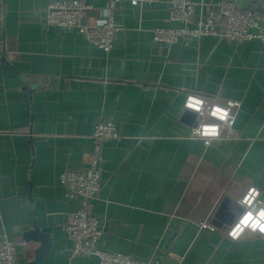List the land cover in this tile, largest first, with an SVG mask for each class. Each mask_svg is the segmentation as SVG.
Segmentation results:
<instances>
[{"label": "crops", "instance_id": "crops-1", "mask_svg": "<svg viewBox=\"0 0 264 264\" xmlns=\"http://www.w3.org/2000/svg\"><path fill=\"white\" fill-rule=\"evenodd\" d=\"M169 1L119 0L106 53L75 29L43 25L48 0H0V234L24 242L18 264L36 255L40 244L24 239L35 223L49 230L42 264H99L71 255L65 218L79 202L64 197L59 175L87 167L101 121L114 123L120 139L101 147L90 203L103 231L99 249L158 264H264V237L232 240L225 224L212 231L190 219L217 174L254 187L264 203V42L157 44L153 29L178 26ZM189 1L201 17L221 0ZM188 88L238 102L239 138H190L195 112L175 114Z\"/></svg>", "mask_w": 264, "mask_h": 264}, {"label": "built area", "instance_id": "built-area-1", "mask_svg": "<svg viewBox=\"0 0 264 264\" xmlns=\"http://www.w3.org/2000/svg\"><path fill=\"white\" fill-rule=\"evenodd\" d=\"M118 1L107 0V6L98 11L83 0H48L41 23L62 30L75 29L91 45L108 53L113 48V35L118 30L114 21ZM157 1L129 0V3L135 7L141 3L150 4ZM248 1L250 0L217 1L204 16L196 17L194 4L189 0H170L169 18L178 26L153 29V41L169 47L179 40L214 36L237 43L251 40L263 43L264 0L257 3L256 10L247 7ZM94 12L96 16L91 19L90 15ZM239 106L240 104L234 101L232 105L234 120ZM188 110L195 112V123H199L202 118L201 114L194 109ZM203 118L207 119L210 124L219 123L216 118H210L206 113ZM233 126L234 122L227 129L221 125V131L217 138L238 139L239 133ZM189 137L193 138L191 135ZM91 139L93 149L86 161L87 167L82 170L67 169L59 175V183L64 190V197L69 200L77 199L79 202L78 209L68 213L65 218L64 231L72 242L71 255L95 256L99 264H158L150 260L137 261L130 256L110 253L98 248L103 231L97 218L90 213V203L95 199L101 185L99 157L103 143L119 140L120 136L114 123L101 121L95 126ZM223 197H227L240 207L236 218L223 231L225 236L232 240H237L240 237L250 238L255 235L264 237V233H260L258 230H247V226L238 237L233 238L230 235L231 228L235 227L244 215L252 214L255 219L256 213L264 211V203L259 200L257 189L223 174H217L205 190L190 217L192 222L199 229L215 230L210 217ZM23 244L22 240L15 242L5 234H0V264H18L15 249Z\"/></svg>", "mask_w": 264, "mask_h": 264}, {"label": "clouds", "instance_id": "clouds-1", "mask_svg": "<svg viewBox=\"0 0 264 264\" xmlns=\"http://www.w3.org/2000/svg\"><path fill=\"white\" fill-rule=\"evenodd\" d=\"M179 95L182 98V103L176 105L175 114L178 115L185 109H194L202 116L200 122L190 130V135L193 138L202 139L207 144L219 136L221 125L225 129L232 126L234 122L232 115L234 101H222L215 96L203 92L197 94V91L191 88L181 90ZM205 113L210 118H216L219 123L210 124L207 119L203 118ZM245 226H247V230H258L260 233H264V211L256 213L255 219L252 214L244 215L243 219L239 220L235 227L231 228L230 235L233 238L238 237L245 230Z\"/></svg>", "mask_w": 264, "mask_h": 264}, {"label": "water", "instance_id": "water-1", "mask_svg": "<svg viewBox=\"0 0 264 264\" xmlns=\"http://www.w3.org/2000/svg\"><path fill=\"white\" fill-rule=\"evenodd\" d=\"M239 210L240 207L235 202L229 200L227 197H223L216 208L212 224L217 226L219 224H225L226 226H229L240 212ZM232 211L234 213L233 216L229 215V213L232 214ZM48 232L49 230L39 229L35 223L33 224L32 229L25 233L24 239L26 241H36L40 244L36 250L35 257L30 264H42V260L48 252L50 244L47 235Z\"/></svg>", "mask_w": 264, "mask_h": 264}]
</instances>
